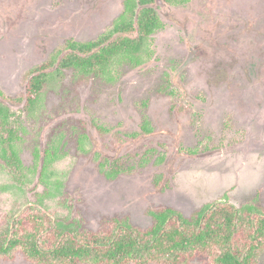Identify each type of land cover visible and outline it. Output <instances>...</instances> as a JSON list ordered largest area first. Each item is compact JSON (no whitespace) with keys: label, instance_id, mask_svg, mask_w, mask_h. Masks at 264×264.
Masks as SVG:
<instances>
[{"label":"rangeland","instance_id":"374dc122","mask_svg":"<svg viewBox=\"0 0 264 264\" xmlns=\"http://www.w3.org/2000/svg\"><path fill=\"white\" fill-rule=\"evenodd\" d=\"M124 1L0 0V91L32 180L24 192L0 170V217L50 190L56 212L95 231L115 217L147 228L160 208L264 206V0H157L163 27L139 65L112 80L68 71L32 111L20 103L32 70L69 40L97 39Z\"/></svg>","mask_w":264,"mask_h":264},{"label":"trees","instance_id":"16d2710c","mask_svg":"<svg viewBox=\"0 0 264 264\" xmlns=\"http://www.w3.org/2000/svg\"><path fill=\"white\" fill-rule=\"evenodd\" d=\"M185 6L194 0H162ZM157 0H125L122 13L93 41L69 40L42 66L29 73L26 96L20 100L32 111L44 91L65 72L87 81L112 80L116 67L139 65L149 55L152 37L163 23ZM12 101L0 91V170L18 189L31 186L30 173L17 149L18 132L11 124ZM100 131L102 128L98 127ZM39 156L35 153V168ZM102 174L113 179L121 167ZM56 189V188H55ZM54 190L33 203L15 200L0 217V261L18 257L28 264H259L264 253V206L227 201L206 204L190 216L172 208L149 211L147 228L129 218L115 217L101 228L88 230L54 210Z\"/></svg>","mask_w":264,"mask_h":264}]
</instances>
